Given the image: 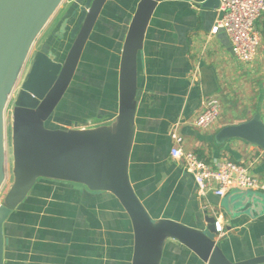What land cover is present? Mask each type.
I'll return each instance as SVG.
<instances>
[{"label":"crops","instance_id":"obj_1","mask_svg":"<svg viewBox=\"0 0 264 264\" xmlns=\"http://www.w3.org/2000/svg\"><path fill=\"white\" fill-rule=\"evenodd\" d=\"M137 1L108 0L99 14L72 87L73 111L84 114L79 120L98 124L116 115L120 50ZM204 1L159 0L150 17L137 60L128 174L153 219L169 218L203 229L205 211L217 213L221 231L216 243L237 262L264 255V211L224 217L218 209L241 190L223 197L208 191L199 197L192 175L170 157V133L178 123L183 147L206 163L240 162L264 180L261 151L237 138L215 142V134L225 125L256 113L264 122V13L256 23L260 44L255 59L243 63L234 58L222 29L210 33L218 6L203 7ZM71 2L63 0L56 8L34 50L56 46L61 55L66 53L71 41L61 23L69 16ZM211 96L220 101V115L211 127L199 129L193 121L203 100ZM2 252V264H131L133 230L113 194L40 178L5 219ZM160 264L205 263L168 239Z\"/></svg>","mask_w":264,"mask_h":264},{"label":"water","instance_id":"obj_2","mask_svg":"<svg viewBox=\"0 0 264 264\" xmlns=\"http://www.w3.org/2000/svg\"><path fill=\"white\" fill-rule=\"evenodd\" d=\"M63 0H0V188L5 178L2 120L18 70L38 34ZM108 0H72L62 21L71 43L57 60L48 51L34 50L12 102L10 137L13 180L0 202V264L3 223L27 197L39 178L81 184L90 191L113 194L126 211L133 230L131 264H160L165 243L172 239L205 264H263L264 255L233 262L216 243V214L205 211L203 229L169 219H153L134 191L128 174L134 137L137 60L146 27L159 0H138L122 43L118 65L117 112L106 124L64 129L47 127L54 109L71 85L87 40ZM219 0H206L213 8ZM241 139L261 151L264 159V122L256 113L246 121L228 124L215 142ZM224 217L259 215L264 191L241 190L218 209Z\"/></svg>","mask_w":264,"mask_h":264},{"label":"built area","instance_id":"obj_3","mask_svg":"<svg viewBox=\"0 0 264 264\" xmlns=\"http://www.w3.org/2000/svg\"><path fill=\"white\" fill-rule=\"evenodd\" d=\"M217 12L218 16L210 33L215 34L222 29L230 40L234 58L243 63L253 61L260 44V33L256 23L264 13V0H219ZM220 107L218 98L213 96L205 98L193 125L199 129L211 127L220 115ZM89 122L73 126L89 127L92 125ZM177 124L170 133L173 141L170 157L180 162L183 170L192 175L199 197L205 196L208 191L219 197L233 190L264 191V180L251 175L247 165L230 160L210 165L194 151L185 149L182 137L176 132ZM260 156L262 157L261 154ZM216 230L221 231L217 218Z\"/></svg>","mask_w":264,"mask_h":264},{"label":"rangeland","instance_id":"obj_4","mask_svg":"<svg viewBox=\"0 0 264 264\" xmlns=\"http://www.w3.org/2000/svg\"><path fill=\"white\" fill-rule=\"evenodd\" d=\"M133 2L137 0H132ZM38 37V36H37ZM37 43L34 42L30 51L28 52L27 58L24 60V63L22 64L20 70H18L15 80L13 82V85L11 87L10 91V98L6 102L5 109H4V114H3V120H2V128L4 132V138H3V155H4V166L2 167V170L5 171V178L3 180L2 187L0 188V202L3 200V196L7 192L13 177L11 173L12 169V145H11V137H10V118H11V112H12V102L14 100V97L16 96V93L19 89V86L22 82L23 75L26 71V68L29 64V61L31 59V56L33 54L34 49L36 48ZM60 51V50H59ZM58 49L56 46L52 49H49L48 52H51L55 55L57 60H63V56L61 53H59ZM65 52V51H64ZM77 75L74 74V77L72 79L71 85L67 89L66 93L62 97L61 101L58 103L56 108L54 109L53 113L50 116V119L46 122L47 127H62L64 129H71V128H77L74 127L73 125H70L69 120H74V119H79L82 115L77 112L73 111V105L70 103L71 97H72V87L76 84ZM114 117V116H113ZM97 120V119H96ZM102 120V119H98ZM95 120H90L89 123H91V126H97L100 124H106L110 121L108 120H102L103 123L99 122L98 124L96 122H93ZM75 124V123H74ZM40 179V178H39Z\"/></svg>","mask_w":264,"mask_h":264},{"label":"trees","instance_id":"obj_5","mask_svg":"<svg viewBox=\"0 0 264 264\" xmlns=\"http://www.w3.org/2000/svg\"><path fill=\"white\" fill-rule=\"evenodd\" d=\"M67 122H69L70 125H74V123H75V124L85 123L86 120L83 121V120H79V119H74V120H69V121H67Z\"/></svg>","mask_w":264,"mask_h":264}]
</instances>
